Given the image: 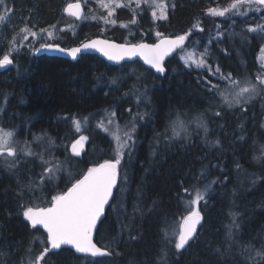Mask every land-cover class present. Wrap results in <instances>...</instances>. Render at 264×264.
<instances>
[{"label": "trees", "instance_id": "16d2710c", "mask_svg": "<svg viewBox=\"0 0 264 264\" xmlns=\"http://www.w3.org/2000/svg\"><path fill=\"white\" fill-rule=\"evenodd\" d=\"M75 1L84 8L80 21L63 15L64 7ZM7 2L14 8L9 25L16 30L23 22L33 31L52 30L47 44L72 47L94 37L155 43L157 32L190 33L184 48L194 47L199 58L207 49V55L204 67H187L178 58L180 50L165 63V73L156 76L138 62L112 67L92 55L69 62L36 55L33 46L16 51L23 56L13 60L8 75L0 73V128L14 129L16 143L27 144L37 157L13 168L0 166V264H30L43 250L41 238L46 235L27 224L22 205L38 204L42 194L65 191L88 168L114 160L110 139L90 119L86 153L74 159L68 151L78 136L73 118L103 109H115L121 123L126 111L145 114L137 124L133 151L123 159L114 198L95 233L96 244L110 255L91 259L60 249L45 257L47 264H264V255H256L264 253V99L258 93L248 104L232 108L215 89L209 91L212 85L222 91L221 74H231L236 81L264 76L258 61L264 44L260 30L264 11L260 16L237 17L230 26L228 20L208 14L210 8L230 0H165L167 19L152 21L147 8L135 11L134 17L132 9L122 7L114 14L116 23L107 25L100 19L102 11L88 0ZM90 5L96 19L89 16ZM133 18L136 22L130 23ZM197 21L202 31L193 27ZM217 24L220 38L214 31ZM248 27L256 31L248 33ZM5 28L0 24L1 31ZM2 54L0 47V58ZM142 92L145 102L132 104L134 95ZM175 118L193 121V127L174 136ZM197 120L203 121L207 132ZM43 152L64 163L69 174L41 184ZM209 184L199 205L203 225L178 251L174 238L188 214V200L197 188L204 190Z\"/></svg>", "mask_w": 264, "mask_h": 264}, {"label": "snow or ice", "instance_id": "6c2138e0", "mask_svg": "<svg viewBox=\"0 0 264 264\" xmlns=\"http://www.w3.org/2000/svg\"><path fill=\"white\" fill-rule=\"evenodd\" d=\"M100 7L107 9V17H100L105 23L115 24L116 20H109L108 17L114 15L115 8H121L125 6H130L132 0H129L128 5L121 3V0H98ZM136 7L140 8L141 4L146 5L152 9V17L154 20L167 19V5L165 0H135ZM246 5L248 8L246 10H251L252 6L264 7V0H234L229 7L220 9H209L208 14L213 16H224L235 9L236 14H243L240 11V7ZM0 8L3 11L0 12V24H5L10 13L14 11V8L8 7L7 0H0ZM71 16L76 19H81V5L80 3L69 4L65 10ZM135 17V9H132ZM159 13V14H157ZM93 19L97 17L93 16ZM135 18H133L130 23H135ZM121 27H126V25L121 24ZM55 27V26H53ZM194 28L201 30L200 22L197 21L193 25ZM264 31V28L260 29ZM22 32H26L31 36L35 37L37 34L32 32L27 26L21 29ZM42 32L47 31L41 29ZM249 32L256 31L254 28H249ZM53 33L51 31L47 32L48 38H51ZM190 35V33H185L183 35H177L174 39L164 37L162 33L157 32L156 36L158 42L156 43H137V44H116L110 43L107 40H92L90 42L83 43L80 47H73L71 49H64L52 44H41V48L56 51L60 53L66 52L73 60L77 58V55L83 50L93 49L109 61L119 62L125 58L131 59L133 57H140L146 65L155 69L158 73H163L165 68L162 66V62L165 56L169 55L172 51L180 48L184 45L185 40ZM24 39H28V35L24 36ZM15 41V37L13 38ZM14 45H10L8 52L0 58V67H5L13 63L10 59L11 52L15 51ZM264 52V49H261ZM207 55V49L204 53H201V58H194L193 54H189L187 57H181L185 60V66H195L197 68H202L205 66L204 56ZM190 61V63H189ZM264 67V63H262ZM211 73V69L209 68ZM220 69L217 68L216 72ZM221 79L227 80L229 84L236 85L239 90L231 93V96L226 95L224 91L220 90L219 85H212V89H215L217 93L221 96L223 102L227 104L228 107H232L235 104L247 103L258 93L264 92V88L259 87L257 84L246 80L241 85L236 80L232 79L231 74L223 75L221 74ZM259 85H264V78L260 76L257 77ZM114 116L115 113L110 114ZM216 115H220L219 112ZM85 121L88 117L84 118ZM109 123H112L109 119ZM73 125L77 132L81 130V122L73 118ZM197 126L202 127L205 132L208 131L207 126L202 120H197ZM97 127L102 128L104 131H109L107 127L104 126L101 121ZM127 130L123 132V136L119 135V128L112 132L113 139L116 143L115 148V159L105 160L103 163H99L93 167L88 168L87 172L83 174L81 178L75 180L66 191H61L57 194L51 196L50 202L46 206H21L24 218L30 223V225L39 231V226L46 233V238H41V244L43 245V250L35 257L34 261L30 260V264H47L45 257L56 250H60L62 246L69 245L77 253H84L90 255L91 257H102L110 255V252L106 249H101L93 242V231L97 227V221L100 219L102 213L104 212L105 205L108 203L109 198L113 195V188L117 185L118 179V166L121 163V158L123 155V150L129 147V141L132 140V133L135 131V124L132 123L131 127L126 126ZM173 135L178 136L180 131H186L184 122L179 120V118L172 122ZM15 130L14 129H3L0 128V157L14 158L17 155V148L14 141ZM87 137L81 135L78 140L72 144V152L74 155H79L78 145L86 140ZM25 155H33L31 149H25ZM41 160L46 165H51L50 167H45L41 174V183H44L46 179L51 178V175L58 171L60 165L51 161L43 159L41 155ZM12 166L14 164L9 161ZM216 181H212L215 183ZM32 184H29V188H32ZM38 186V185H37ZM211 185H206L204 190L197 188L194 192L192 198L188 201L191 211L188 215L183 217V222L179 226V234L175 240V247L179 251L193 238L196 231V225L200 223V213L195 209V205L205 198V194ZM188 193L189 190L185 189ZM175 234V230H173ZM256 255L262 256L264 253L257 251Z\"/></svg>", "mask_w": 264, "mask_h": 264}, {"label": "rangeland", "instance_id": "374dc122", "mask_svg": "<svg viewBox=\"0 0 264 264\" xmlns=\"http://www.w3.org/2000/svg\"><path fill=\"white\" fill-rule=\"evenodd\" d=\"M85 1V0H84ZM88 1H90L93 5H97V8L100 10V11H102V13H103V15H104V17H107V13H108V10L107 9H104V8H102V7H100V5H99V2H98V0H88ZM105 2H107V0H105ZM234 2V0H230V2H228L227 4H225V5H222V6H219V7H214L213 9H220V10H222L223 8H226V7H229V5L230 4H232ZM121 3H123V4H126V5H128V3H129V0H121ZM8 7H10V6H8ZM122 8V7H121ZM125 8H130V9H135V11H137V10H140L141 8H147L148 9V11H149V13H150V19L152 20V21H154V22H159V21H161V20H154L153 19V17H152V9L151 8H149V7H147L146 5H144V4H141V6H140V8H137L136 7V3H135V0H132V2H131V4H130V6H125ZM248 8V6H246V5H243V6H241L240 7V11H241V13H243V14H236V12H235V9H233L232 11H230V12H228V13H225V15L224 16H213V15H210L211 17H213L214 19H221L222 21L223 20H228L229 21V24H230V26H234L235 24H236V21H235V19L238 17V18H243V17H247V16H250V15H253V14H255V16H260L261 15V13L264 11V7H260V6H252L251 7V10H246ZM90 17L92 18L93 16H95L96 17V13H95V9H94V6H92V5H90ZM117 9H119V8H115L114 9V14L116 13V11H117ZM3 11V8H0V12H2ZM137 13V12H136ZM157 14H159V13H157ZM108 19L109 20H112V19H114V15L112 16V17H108ZM264 21V20H263ZM104 22V21H103ZM264 23V22H263ZM25 24V23H24ZM23 24V28H25L26 26ZM105 24V23H104ZM109 24H112V23H108L107 25H109ZM114 25V24H113ZM125 25V24H124ZM127 26V25H126ZM220 28H221V25L220 24H217V26L214 28V31H215V34L217 35L216 37L217 38H220V37H222V35H221V33H220ZM250 27H248L247 28V31H248V29H249ZM45 30H47V31H44V32H42L41 30H37V31H33V30H31L32 32H35L37 35L35 36V37H33V36H31L30 34H28V33H26V32H22L21 30L20 31H18V30H15V33H10V34H8V37L6 36V37H4V35L3 34H1L0 33V47L2 48V51L3 52H8V50H9V48H10V45H14V47H15V51H18L19 50V48L21 47V46H25V45H27V46H33V47H35L36 49H35V53L36 54H38V53H41V52H43L44 51V48H41V44H47L48 42L47 41H49L50 40V38H48V36H47V32L48 31H51L52 32V30H49V29H45ZM6 31H7V29H6ZM248 33H250L249 31H248ZM25 35H28V39H24V36ZM15 37V41H13V38ZM154 37L156 38V40H158V38H157V36H156V34L154 35ZM5 43H7V44H5ZM261 49H264V44L261 46V48H260V51H259V55H258V61H259V65H260V67L264 70V67H262V63H264V52H262L261 51ZM189 54H193V56H194V58H196V59H199V57H197L196 56V54H195V50H194V47H192V48H184L183 50H181L180 52H179V59L185 64V60L184 59H181V57L183 56V57H187ZM189 63H190V61H189ZM193 67H195L194 65H193ZM261 78H264V76L263 77H261ZM246 80H248V79H243V80H240V81H237V82H239L241 85L243 84V82L244 81H246ZM225 81V86L222 88V91H224L225 93H226V95H229V97L231 96V93H233L234 91H238L239 90V88L236 86V85H233V84H229V82L227 81V80H224ZM249 81H251L252 83H254V84H257L259 87H261V88H264V85H259V81H258V79H257V77H255L254 79H253V81L250 79ZM118 86V85H117ZM120 92H122V93H125V91H123V90H120ZM262 96H263V99H264V92H261L260 93ZM127 97V95H125V98ZM130 97H132V96H130ZM255 97H256V95L251 99V100H249L246 104H248L250 101H252V100H254L255 99ZM133 98V97H132ZM219 98L221 99V101L223 102V100H222V98H221V96L219 95ZM145 102V99H144V95H143V92L142 93H139V94H135L134 95V98H133V101H132V104H134V105H142L143 103ZM131 103V102H130ZM224 103V102H223ZM245 103H243V99L241 100V103H239V104H235L234 106H232V108L233 107H239V106H241V105H244ZM112 113H115V115L114 116H111L110 114H112ZM126 114L127 115H125L126 117L124 118V121H122V123L119 121V117H117V114H116V112H115V109H103V110H100V111H98L97 113H94V114H92V115H88V116H86V117H88V120L87 121H85L84 120V118H81V119H77V120H79L80 122H81V130L79 131V132H77L76 131V129H75V126L73 125V121H72V129L75 131V133L78 135L77 137H76V140L78 139V138H80V136L81 135H84V136H86L87 137V139H86V141H87V143H88V135L85 133V130L87 129V127H88V124H90V122H89V119H90V121H92V123L94 124L93 126H94V128H96V129H99L101 132H103L104 134H106L107 136H108V138L110 139V141H111V144H112V150H113V156H114V159L116 158L115 157V148H116V143H115V141H114V139H113V135L111 134L112 132H115L116 130H117V126H118V128H119V135H121V136H123V132L124 131H126L127 130V128H126V126H128V127H131V124L132 123H134L135 124V131L132 133V140L131 141H129V147H127V148H125L124 150H123V155H122V158H121V163H120V165L118 166V172H120V170L121 169H124V166L122 165V163H123V159L125 158V156H129L130 155V153L133 151V146H134V144H135V134H136V130H137V127H138V123L139 122H142V121H144V119H145V114H144V112H142V113H139V114H135V115H131V114H129V111H126ZM263 114H264V107H263ZM109 119H111V121H112V123H109ZM127 119V120H126ZM178 118H175L174 119V121H176ZM179 120H181V121H183L182 119H180L179 118ZM103 122V124H104V126L105 127H107L108 129H109V131H104L102 128H100V127H97V125L100 123V122ZM173 121V122H174ZM184 122V121H183ZM193 121H191V122H184V125H185V127H186V130H187V128H189V127H193V126H191ZM195 127V126H194ZM199 128H201V127H199ZM171 129H172V125H171ZM183 130H181L180 131V133L182 132ZM172 132H173V129H172ZM75 140V141H76ZM14 141H15V144H16V148H17V155H16V157H14V158H6V157H0V166L2 165L3 167H5V168H8V167H10V168H13V167H15L16 165H14V166H12V164H10L9 163V161H11L13 164H18V163H20V162H26L27 161V158H31V157H37V153H36V155H25V149L27 148V144H20L19 143V145L16 143L17 142V140L14 138ZM75 141H73L71 144H70V146L68 147V151L70 150V148H71V146H72V144L75 142ZM37 142V141H36ZM37 147H38V149H41V150H43V144L40 142V141H38V143H37ZM32 151V150H31ZM44 154H43V159L44 160H47V161H51V162H54V163H58L59 165H60V168H59V170L58 171H55V173L53 174V175H51V178H49V179H46V181L45 182H51V183H55V182H57L58 180H59V177H60V174H69V168H67L66 167V165L64 164V163H60L59 162V160L57 161L56 159H49V155L48 154H45V152H43ZM262 154H264V147H263V151H262ZM23 156V158H21ZM21 158V159H20ZM39 161H40V164H41V167L39 166V177H41V174H42V172L44 171V168L45 167H50L51 165L49 164V165H46V164H44L43 162H42V160H40L39 159ZM16 162V163H15ZM122 166V167H121ZM37 170H38V168H37ZM39 181H40V183H41V179L39 178ZM252 182H253V180H251ZM42 184V183H41ZM40 189H42V186H40ZM35 193H37V192H35ZM194 195V194H193ZM192 195V196H193ZM192 196H191V198H192ZM190 198V199H191ZM189 199V200H190ZM50 200H51V196H47L46 194H42V196H41V199H39V202L38 203H41L40 205L41 206H46L47 205V203L48 202H50ZM188 200V201H189ZM203 200H201V201H199L196 205H195V209L197 210V211H199L200 212V210H199V205L201 204V202H202ZM37 204V203H36ZM36 204L35 205H32V206H36ZM39 205V204H38ZM187 205H188V214H189V212L192 210L191 209V207L189 206V204L187 203ZM181 224V223H180ZM180 224H179V226H180ZM176 233V232H175ZM178 234H179V227H178V232H177V234L175 235V234H173V231H172V234H170L171 236H174L175 235V238H174V240H176L177 239V237H178Z\"/></svg>", "mask_w": 264, "mask_h": 264}, {"label": "water", "instance_id": "95a60500", "mask_svg": "<svg viewBox=\"0 0 264 264\" xmlns=\"http://www.w3.org/2000/svg\"><path fill=\"white\" fill-rule=\"evenodd\" d=\"M75 3H80V5H81V15H82V18H83V15H84V8H83V4H82V2H80V1H75V2H71V3H69V4H75ZM69 4H67V5L64 7V9H63V15H64L65 17H72V18L75 19L76 21H80L82 18H81V19H76L74 16H71V15H69L68 13H66V12L64 11L65 8H66ZM182 35H183V34H182ZM176 36H177V35H176ZM176 36H164V37H168V38H173V39H174ZM92 40H107V41H109L110 43L126 44V43H118V42H116V41L109 40V39H105V38H102V37H94V38H91V39H89V40L84 41L83 43L90 42V41H92ZM156 42H158V40H157ZM156 42H155V43H156ZM187 42H188V37H187V39L185 40L184 45H183L182 47L175 49V50L172 51L169 55L165 56V58H164V60H163V62H162V66H163L164 68H165V63H166L167 61L171 60V59L176 55V53H177L178 51H180L181 49H183V48L187 45ZM83 43H81V44H79V45H76V46H72V47H62V46H60V45H56V44H52V45H56V46H59V47L64 48V49H71V48H73V47H80ZM140 43H147V42H140ZM150 44H151V43H150ZM44 52H45L48 56H50V57H56V58L64 59V60H67V61H69V62H76V61H78L82 56H85V55H92V56H96V57H98L99 59H101L102 61H104L107 65L112 66V67H119V66H121L122 64H125V63L138 62V63H140L145 69L149 70L150 72H152V73H153L154 75H156V76H162V75L165 73V71H164L163 73H158L155 69L151 68L149 65H146V64L143 62V60L140 59V57H138V56H137V57H133V58H131V59L125 58L124 60H121V61H119V62H115V61H109L106 57H104L103 55H101V53H99V52H97V51H95V50H93V49H89V50H83V49H82L81 53H79V54L77 55V58H76L75 60H73L70 56H68L66 52H64V53H60V52L51 51V50H47V49H44ZM8 66H9V65H6L5 67H0V70L6 68V67H8ZM78 139H79V138H78ZM78 139H77V140H78ZM77 147H78V150H79V152H80V154H79L78 156L73 154V152H72V146H71L69 152H70V155H71L74 159H81V158L83 157V155L86 153V150H87V141L84 140V141L81 143V145H78ZM80 178H81V177H80ZM118 181H119V174H118V179H117V185L113 188V195L109 198L108 203L105 205L104 212L102 213L100 219L97 221V227H96V229H94V231H93V242H94V243H96V242H95V233H96V230H97V228H98L100 222L104 219V217H105V215H106V212H107V209H108L109 205L111 204V202H112V200H113V198H114L115 191H116V189H117V187H118ZM199 213H200V217H201V219H200V223H198V224L196 225V231H195V233H194V235H193V238H192L191 240H189V242L184 246V248H186V247H187V246L193 241V239L195 238L196 234L198 233V231L200 230V228H201L202 225H203V215L201 214V212H199ZM187 215H188V214H187ZM182 222H183V220H182ZM182 222H181V223H182ZM37 227H38V228L44 233V230H43L42 228H40L39 226H37ZM45 234H46V233H45ZM97 246H98V245H97ZM98 247H99V246H98ZM184 248H182L181 250H183ZM61 249H69V250H71L76 256H80V257H88V258H91V259H96V258L99 257V256H98V257H91L90 255H87V254H84V253H77V252H76L71 246H69V245H64V246H62ZM56 251H58V250H56Z\"/></svg>", "mask_w": 264, "mask_h": 264}, {"label": "flooded vegetation", "instance_id": "af4514ba", "mask_svg": "<svg viewBox=\"0 0 264 264\" xmlns=\"http://www.w3.org/2000/svg\"><path fill=\"white\" fill-rule=\"evenodd\" d=\"M8 6H10V8H13L10 4H8ZM13 15H14V11H12L11 13H10V15H9V17H8V19H7V21H6V23L4 24V26L6 27L3 31H1L0 30V33L1 34H3L4 35V37H8V34H10L11 32L12 33H15V29L14 28H12V26H10L9 25V23H10V21H11V19H12V17H13ZM23 22H22V24L21 25H19V27H18V29H16V30H18V31H20L21 29H23ZM6 29H7V31H6ZM9 38V37H8ZM5 44H7V43H5ZM8 45V44H7ZM7 52H3V54L1 55V58L6 54ZM43 52H41V53H38V54H36V55H40V54H42ZM21 56H23V53H21V52H16V51H13V52H11V54H10V59H12V60H15V59H19V58H21ZM12 65H13V63L12 64H10L8 67H6V68H4V69H2V70H0V73H5V75H8V71H9V69H11L12 68ZM8 169V168H7ZM67 190V189H66ZM65 190V191H66ZM19 199V198H18ZM21 199V198H20ZM24 199H32V197H26V198H24ZM39 204V205H38ZM38 204H36V206L35 207H39V206H41L40 204L41 203H38ZM22 216H23V211H22ZM23 218H24V216H23ZM25 219V218H24ZM26 220V219H25ZM26 222H27V224L28 225H30V223L26 220ZM31 226V225H30ZM32 227V226H31ZM33 228V227H32Z\"/></svg>", "mask_w": 264, "mask_h": 264}]
</instances>
